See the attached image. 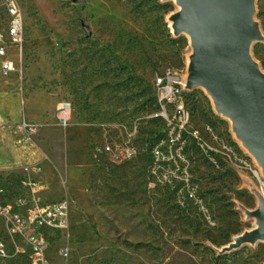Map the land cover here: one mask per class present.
Returning <instances> with one entry per match:
<instances>
[{
    "label": "rangeland",
    "instance_id": "rangeland-1",
    "mask_svg": "<svg viewBox=\"0 0 264 264\" xmlns=\"http://www.w3.org/2000/svg\"><path fill=\"white\" fill-rule=\"evenodd\" d=\"M16 1L22 43L9 46L14 68L5 76L15 77V88L30 102L36 130L17 136L32 154L0 168V184L10 204L32 189L47 203H65V225L40 229L44 264H263L264 242L217 253L254 225L239 208H255L248 182L264 192V177L229 121L200 88L184 91L188 119L180 130L158 114L153 80L166 68L184 72L189 52L188 38L173 37L167 20L176 6ZM255 4L264 35V0ZM5 26L0 15V32ZM250 51L264 71V40ZM61 100L71 103L66 126L54 119ZM134 129L133 158L113 161L102 152L104 142H125ZM10 139L0 131V159ZM27 221L35 214L27 213ZM8 231L12 224L0 217V241L7 246L0 264H29V245Z\"/></svg>",
    "mask_w": 264,
    "mask_h": 264
},
{
    "label": "water",
    "instance_id": "water-1",
    "mask_svg": "<svg viewBox=\"0 0 264 264\" xmlns=\"http://www.w3.org/2000/svg\"><path fill=\"white\" fill-rule=\"evenodd\" d=\"M167 1L176 6L167 17L173 37L188 38L184 88L204 91L213 111L229 121L234 139L264 177V71L250 51L264 40L255 20L256 0H160ZM248 188L255 208H239L254 225L234 235L218 254L264 242V192L251 182Z\"/></svg>",
    "mask_w": 264,
    "mask_h": 264
},
{
    "label": "built area",
    "instance_id": "built-area-1",
    "mask_svg": "<svg viewBox=\"0 0 264 264\" xmlns=\"http://www.w3.org/2000/svg\"><path fill=\"white\" fill-rule=\"evenodd\" d=\"M0 15L6 17L5 33L0 32V75L5 76L13 70V60L7 54L9 46L13 44L18 47L22 42V13L19 10L16 0H0ZM184 72H177L174 69L166 68L163 72L155 76L153 85L155 88V101L158 104V114L167 118L170 123L176 122L179 130L187 122L188 116L185 111L186 100L184 98L183 75ZM170 111V112H169ZM71 103L61 100L57 103L54 119L61 126H66L70 121ZM171 116V119H170ZM24 130L31 134L35 132L36 126L29 124ZM134 130L127 133L128 139L119 144L104 142L102 152L106 153L113 161L131 159L136 154V148L130 143L134 136ZM153 155L156 158L161 156V148L157 143L152 146ZM27 213L35 214V222L27 221ZM0 217L9 219L12 224V231L9 235L24 238L31 250L29 264H44L43 250L44 238L40 231L42 228L55 227L59 229L66 223V205L63 201L56 203L45 202L35 194L32 189L27 198H19L11 203L7 198L6 189L0 184ZM16 251H23V248L15 247ZM0 255H7V246L0 241Z\"/></svg>",
    "mask_w": 264,
    "mask_h": 264
},
{
    "label": "crops",
    "instance_id": "crops-1",
    "mask_svg": "<svg viewBox=\"0 0 264 264\" xmlns=\"http://www.w3.org/2000/svg\"><path fill=\"white\" fill-rule=\"evenodd\" d=\"M15 85V77L0 75V131L7 132L11 137L10 143L2 145L8 154L0 159V168L23 163L32 154L26 142H17V136L25 132L23 126L26 129L36 118L30 115V102L22 97ZM27 103L29 107H26ZM20 124L22 126H18Z\"/></svg>",
    "mask_w": 264,
    "mask_h": 264
},
{
    "label": "bare ground",
    "instance_id": "bare-ground-1",
    "mask_svg": "<svg viewBox=\"0 0 264 264\" xmlns=\"http://www.w3.org/2000/svg\"><path fill=\"white\" fill-rule=\"evenodd\" d=\"M30 222H35V221H30Z\"/></svg>",
    "mask_w": 264,
    "mask_h": 264
}]
</instances>
